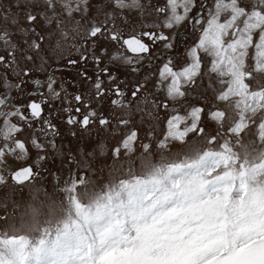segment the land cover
Instances as JSON below:
<instances>
[{"label":"rangeland","instance_id":"1","mask_svg":"<svg viewBox=\"0 0 264 264\" xmlns=\"http://www.w3.org/2000/svg\"><path fill=\"white\" fill-rule=\"evenodd\" d=\"M200 2L201 15L207 19L214 0ZM141 3L145 6L142 12L124 10L115 21L122 28L128 25L125 34L133 27L136 31L150 28L161 19L153 9L163 6L165 0ZM44 11L43 0H0V30L12 32L13 41L21 49L16 52V71L0 65V95L13 93L19 100L34 88L33 80L44 79L54 66L63 64L74 69L58 71L66 83L57 81L52 86L60 93L58 97L49 89L29 97L40 100L43 95L48 101L44 118L58 129L54 133L42 121L32 122L31 128L25 125L20 138L27 143L29 157L23 161L9 157L2 169L10 175L31 164L39 175L22 186L10 179L0 185V264H242L264 257V169L260 168L264 162L252 157L245 161L222 147L226 139L233 142V148L242 139L250 143L253 156L264 151L256 140V126L250 125L241 137L229 136L228 125L221 128L208 119L207 112L225 109L228 102L215 99L221 90L220 77L211 73L213 58L203 52L199 86L187 89L186 97L172 101L158 84L159 68L167 59L171 58L177 69L190 62L187 51L198 41L199 25L193 31L191 23L185 22L175 29L181 38L178 47L167 50L159 45L153 49L155 57L162 55L158 61L145 56L137 63V58L119 44L101 40L92 46L87 36L92 23L105 21L106 12H119L109 0H88L87 12L74 13L79 26L75 22L66 25L67 38L61 36L55 22L44 23L40 18ZM57 11L62 12L59 5ZM29 12L38 16L33 25L26 19ZM6 14L9 20L4 19ZM11 14L18 21L16 26L11 25ZM21 27H35L46 37L39 53L29 50L24 42L35 39V35L25 36L18 31ZM258 37L257 32L254 42ZM85 48L87 63H68L79 60ZM25 54L33 59L27 60ZM253 54L254 49H249L246 65H253ZM0 55L7 56L2 43ZM93 55L100 58L99 65ZM129 57L134 63L125 62ZM112 62L117 66L110 65ZM97 67L108 68L123 82L127 105L115 108L108 103L114 97H105L103 112L112 120L111 126L101 129L96 125L86 132L67 124L66 118L78 106L75 96L87 94L91 88L92 81L80 74L83 70L93 79L101 75L108 83V76L98 73ZM122 67L141 71L128 72ZM25 69L30 73L27 77L21 74ZM246 82L256 90L264 85V78L259 84L256 80ZM16 84L22 90L13 87ZM137 84L143 87L138 98H133L130 92ZM165 102L167 108L162 107ZM195 106L205 108L200 122L205 129L203 136L190 133L183 140L168 138V118L177 112L186 115ZM22 111L28 114L27 108ZM120 119L129 120L130 125H118ZM133 128L138 130L134 146L121 149L119 157H113L112 149ZM33 136L43 149L32 146ZM212 136L216 141L208 143ZM96 142L106 145L103 152L85 159ZM69 157L81 165L69 162ZM237 245L249 248L237 252ZM225 253L230 261L221 260Z\"/></svg>","mask_w":264,"mask_h":264},{"label":"snow or ice","instance_id":"2","mask_svg":"<svg viewBox=\"0 0 264 264\" xmlns=\"http://www.w3.org/2000/svg\"><path fill=\"white\" fill-rule=\"evenodd\" d=\"M46 11L40 14V18L45 24L51 25L56 23L61 36L67 38L68 30L66 25L75 22L77 27L79 22L75 21L74 13H83L88 10V0H43ZM114 9L119 10L105 13V21L92 23L87 30V36L91 38L92 46L98 41H108L119 44L126 51L136 55L139 62L140 59L147 56L149 59L156 58L153 55V49L159 45L167 50H172L179 46V33L176 28L185 22L191 23L193 31L197 25L200 28V36L195 45L188 49L187 55L190 62L186 66L177 69V65L173 63L171 58L163 63L159 68L158 84L163 86L167 97L176 101L188 95L187 89L199 86L198 79L201 76V55L203 52L211 56V73L220 77L219 83L221 90L215 99L222 102H228L225 109L214 108L207 112L208 119L217 123L221 128L228 125L227 134L241 137L242 134L249 129L250 125L257 128L256 140L262 148H264V85L258 86L256 90H251L249 82L264 78V0H214L213 8L209 10L208 17L205 19L201 15L203 3L200 0H165L163 6H154V11L161 18L158 22L153 23L150 28L142 31H136L133 27L131 31L125 34L124 28L128 25L124 24L123 28L116 25L115 21L120 17L124 10L136 9L140 12L144 10L141 0H109ZM59 5L62 12L57 11ZM51 13V15H49ZM11 25L16 26L18 21L15 15L11 14ZM223 17V18H222ZM5 20H9V15L4 16ZM27 22L33 25L38 22L37 14L29 12L27 14ZM111 21V24H109ZM76 29H73L75 31ZM170 30V31H165ZM18 31L23 32L25 36L29 33L35 35V39H25L28 49L39 53L42 50L41 45L46 37L36 32L35 27L19 28ZM258 32V41L254 42L253 36ZM13 33L7 29L0 30V43L3 44L7 51V56L0 55V65L11 68L16 71L18 64L16 62V52L21 51L19 46L12 39ZM228 38V39H226ZM100 49L103 50L101 43ZM249 49H254L252 60L253 65H246V58L249 56ZM88 51L80 53L79 60H69L68 63L77 65L80 62L87 63L89 57L85 54ZM27 60H32L33 56L25 54ZM92 59L99 65L100 58L93 55ZM113 59H116L114 56ZM126 63L132 64V58H126ZM136 69H133L135 71ZM98 73L108 76V83L105 84L101 75H97L95 79L88 75L87 70H83L80 74L87 80H91V88L87 94H77L75 101L77 107L74 114L66 118V123L78 126L84 131H90L94 126L98 125L101 129H107L111 126L112 120L104 115L103 106L105 97L111 96L108 103L115 108L127 105L125 92L123 91V82L119 78L111 74L108 68L97 67ZM258 74L257 76H254ZM27 77L30 75L28 70L21 73ZM32 83L39 85V80H33ZM13 87L21 88L20 84ZM143 85L137 84L135 90L130 92L133 98H138V93ZM48 89L54 96L58 97L60 93L55 92L52 83L48 84ZM22 90V88H21ZM33 95V93H29ZM12 103L11 97L7 94L0 95V185H4L10 179L15 185L22 186L26 182H31L39 175L31 164L13 170L10 175H6L2 170L8 165V158L12 157L14 161L26 160L30 153L27 143L20 136L24 131V126L31 128L32 122L42 121L54 133L55 125L44 118V105L48 101L41 94L40 100H29L26 108L28 114L22 111L25 104L21 102L13 106L12 111H3ZM162 107L167 108L165 102ZM65 111H70L65 109ZM205 114L203 106H195L188 111L186 115H180L178 112L171 115L167 120V137L174 140H183L190 133H196L197 136H203L205 129L200 126V122ZM151 115V113H149ZM258 118V122H257ZM22 123H15L13 120ZM118 125L127 127L130 125L129 120L120 119ZM183 125V127H181ZM75 135V133H73ZM138 138V130L131 129L121 140L120 144L112 149V155L118 158L121 149L128 150L130 146H134ZM216 136L208 139V143H214ZM253 144L255 142H252ZM31 144L37 149H43V145L33 136ZM233 142L226 139L222 147L230 151L234 156H243L245 161L250 157L259 159L264 162V151H259L253 156L250 152V143L238 139L235 142L236 147H232ZM106 145L103 142H96L93 151L87 153L85 159L102 153ZM145 148L149 145L145 144ZM46 159V157H40ZM69 162L81 165L80 161ZM260 168L264 169V163L260 164ZM256 171L255 168L252 169ZM75 175V174H73ZM249 245L242 248L237 245L236 251L243 252ZM221 260L230 261L227 253L221 256ZM242 264H264V257L256 260H245Z\"/></svg>","mask_w":264,"mask_h":264},{"label":"flooded vegetation","instance_id":"3","mask_svg":"<svg viewBox=\"0 0 264 264\" xmlns=\"http://www.w3.org/2000/svg\"><path fill=\"white\" fill-rule=\"evenodd\" d=\"M181 39V38H180ZM131 56H133L134 58H137L135 54L131 53V52H128ZM162 57V55L160 54L159 56L156 57V60L158 61V59H160ZM110 65H114V66H117L114 62L110 63ZM150 65V64H149ZM129 67V66H127ZM126 67V68H127ZM121 69H125V68H121ZM133 69H136L135 71L138 72V71H141L140 68H132V69H125V70H133ZM64 70H68V71H73L74 69L71 68V67H68L67 65H63V64H60V65H56L54 66L52 69H50L49 73L47 72V77H45L44 79L41 80V78H39L38 80L41 82L39 85H35L33 89H30L28 91V94L26 95H23L19 100H17V95L13 94V93H4L2 95H5L7 94L8 96L11 97V101L12 103L9 104V106L5 109H3V111H12L13 110V106L14 105H18L20 104L21 102H23L25 104V108H26V105H27V102L30 100L29 97L31 95H29V93H33V95H37L39 93H42L44 92V90L48 89V84L49 83H52V86L57 82V81H60L61 83H63V85H65V80L63 77H60L58 76V71H64ZM129 72V71H128ZM65 74V73H64ZM63 74V75H64ZM55 77V78H54ZM54 79V80H53ZM29 81L31 80L30 78H26V81ZM39 91V92H37ZM29 95V96H28ZM28 96V97H27ZM17 101V102H16ZM24 108V109H25ZM56 129H58L56 126H55ZM1 142V141H0Z\"/></svg>","mask_w":264,"mask_h":264},{"label":"bare ground","instance_id":"4","mask_svg":"<svg viewBox=\"0 0 264 264\" xmlns=\"http://www.w3.org/2000/svg\"><path fill=\"white\" fill-rule=\"evenodd\" d=\"M55 78V77H54ZM54 80V79H53Z\"/></svg>","mask_w":264,"mask_h":264}]
</instances>
